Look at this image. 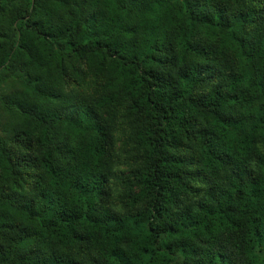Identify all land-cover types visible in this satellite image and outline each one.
<instances>
[{"label":"trees","instance_id":"trees-1","mask_svg":"<svg viewBox=\"0 0 264 264\" xmlns=\"http://www.w3.org/2000/svg\"><path fill=\"white\" fill-rule=\"evenodd\" d=\"M0 264H264V0H0Z\"/></svg>","mask_w":264,"mask_h":264}]
</instances>
